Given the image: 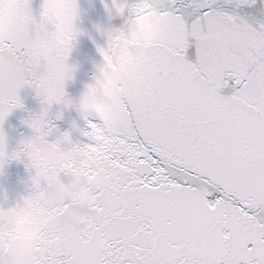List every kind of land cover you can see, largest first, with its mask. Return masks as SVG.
<instances>
[{
  "label": "snow or ice",
  "instance_id": "6c2138e0",
  "mask_svg": "<svg viewBox=\"0 0 264 264\" xmlns=\"http://www.w3.org/2000/svg\"><path fill=\"white\" fill-rule=\"evenodd\" d=\"M102 3L86 29L78 0H0V175L26 171L0 188V264H264V0Z\"/></svg>",
  "mask_w": 264,
  "mask_h": 264
},
{
  "label": "water",
  "instance_id": "95a60500",
  "mask_svg": "<svg viewBox=\"0 0 264 264\" xmlns=\"http://www.w3.org/2000/svg\"><path fill=\"white\" fill-rule=\"evenodd\" d=\"M39 2L40 0H33V7H37ZM78 3L84 10L81 19L82 25L86 29H91L93 22L107 19L102 0H78ZM93 60H99L98 52L91 39L87 35H83L78 38L69 58L71 63L77 64L75 78L67 82V91L72 95H77L82 89L83 83L91 77ZM20 97L24 105L23 109L14 110L2 126L8 136L10 147L15 145L21 134L28 135V129L21 121L26 119L30 113L39 111V103L34 98L32 90L22 89ZM65 115L66 117L69 115L67 110H65ZM70 115L75 118V111L72 110ZM57 124L62 128L66 127L64 121H58ZM25 177L26 171L23 164L13 162L4 169L3 175H0V188L7 190L9 197H12L22 189V181Z\"/></svg>",
  "mask_w": 264,
  "mask_h": 264
}]
</instances>
